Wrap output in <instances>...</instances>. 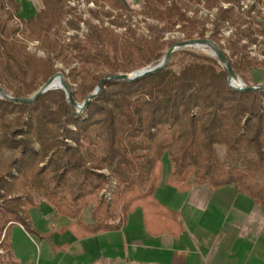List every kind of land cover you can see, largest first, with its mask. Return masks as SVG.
<instances>
[{
  "label": "trees",
  "instance_id": "obj_1",
  "mask_svg": "<svg viewBox=\"0 0 264 264\" xmlns=\"http://www.w3.org/2000/svg\"><path fill=\"white\" fill-rule=\"evenodd\" d=\"M68 1L41 0L43 9L35 17L22 22L32 37L49 42L59 55L72 52L79 69L70 71L67 85L77 102L80 98L82 104L87 101L104 79L158 65L167 53L164 54V48L169 50L175 45L136 35L120 42L113 31L98 27H91L85 40L74 36L70 43L63 44L58 34L63 20L72 13L67 8ZM88 1L97 5L107 3L114 9L132 13L126 0ZM144 1L143 15L165 23L170 29L180 25L182 29L192 30L187 40H193L194 33L203 25L198 18L188 16L175 0ZM223 2L229 4L227 9L223 8L221 0H205V7L217 8L215 25L218 32L224 23H228L241 37L229 41L231 55L221 51L246 88L257 87L245 81L243 72L264 69V62L246 58L233 62L232 58L236 55L234 48L239 47L243 38L255 44L256 33L264 36V29L237 28L233 20L237 11L242 9V0ZM0 9L7 12L8 18H13L19 6L12 0H0ZM253 13L262 14L255 5L246 15L251 19ZM79 22L81 18H72L67 25L79 30ZM16 32H8L0 19V83L6 80L16 83L11 97L25 100L32 97L56 71L50 60H41L25 52L12 39L11 34ZM199 37L203 38L204 33L199 32ZM215 43L218 44L216 40ZM180 53L192 59L180 72L174 71L168 63L162 71L142 79L107 81L101 92L79 113L70 100H66L65 114L74 121L75 129L65 130V139L72 145L62 141V155L57 152L51 158L53 179L59 181L64 173L86 168L90 161L89 168L101 180L97 188L105 189L112 179L115 189L110 201H103L98 196L84 197L82 204L77 205L57 191H50L43 180L35 181L33 186L54 206L56 216L66 215L74 221L70 229L76 232L80 228L83 232L80 236L120 230L129 215L138 209L148 222L155 221L158 225L173 219V214L161 207L155 198L163 178L165 159L170 162V177L166 180L170 186L188 189L189 183L195 186L207 184L216 191L235 185L256 205L264 206V90L244 92L232 88L230 73L218 57L187 50ZM38 100L41 102L42 98ZM16 112L27 114L29 104L0 96V153L5 150L26 152L27 140L33 135L31 120L16 124L9 121ZM93 125L104 130L106 140L101 154L88 159L81 149L89 147L88 130ZM219 146L225 149L224 160L219 157ZM14 165L15 162L6 165L0 173V180L12 175ZM104 170H108L109 175L103 173ZM46 171L47 167L40 169L41 174ZM91 203L93 223L86 224L82 213ZM14 215L31 235L43 237L28 222V215L20 205L15 206ZM5 228L6 225L3 228L0 225V235ZM7 232L8 229L5 239Z\"/></svg>",
  "mask_w": 264,
  "mask_h": 264
},
{
  "label": "rangeland",
  "instance_id": "obj_2",
  "mask_svg": "<svg viewBox=\"0 0 264 264\" xmlns=\"http://www.w3.org/2000/svg\"><path fill=\"white\" fill-rule=\"evenodd\" d=\"M126 1L132 13L114 9L107 3H100L97 5L95 2H89L88 0L68 1L67 8L69 11H72V13L67 15L63 20V25L59 29V40L63 44L70 43L74 36H78L79 39L85 40L91 27H98L100 29L113 31L119 37L120 42H125V40L136 35L137 37H144L145 39L155 38L159 39L161 42L180 44L187 41V35L193 32L190 29H182L180 25L176 26L175 29H170L165 23H159L143 15L144 0ZM171 1L168 2V4H170ZM175 1L179 2V5L188 12V16L196 17L203 23V25L198 28V31L194 33L193 40L207 39L214 43L216 40L218 42V44L215 43L217 47L231 55L229 41H237L241 37V34H236L235 27L228 23H224L220 31H217L215 25V19L218 13L217 8L208 9L205 7V0ZM221 5L224 9L229 7V4L224 3L223 0H221ZM253 5H255L256 10L260 11L262 14L258 16L257 13H253L250 19L246 15V12ZM241 6L242 9L238 10L234 16L233 21L235 26L237 28L241 27V30L247 27L264 29V6L258 2V0H242ZM72 18H77L78 20L81 18L79 30L70 29L67 25L68 20ZM0 19L6 24L8 32L12 33L14 30L17 31L14 35L11 34L12 39L16 40L25 52L41 60H50L51 66L56 71L55 74H62L65 83L68 84L70 82V71L74 68L79 69V64L74 61L71 51L64 55H59V51L53 50L49 42L32 37L22 21L15 17L8 18L5 10L0 9ZM199 32L204 33L203 38L199 37ZM255 37L257 38V43L255 44L250 43L245 38L240 41L239 47L245 45L247 48L242 49L235 47L234 50L236 55L232 58L233 62L242 58L264 62V36H260L259 33H256ZM181 50L214 57L212 49L207 46H193L180 49L173 54L169 61L171 68L176 72H180L185 65L192 62L189 56L180 53ZM167 51L168 49L165 47L164 54ZM163 58L164 56L162 59ZM243 77L250 85L264 86V69L262 68L244 71ZM241 80L245 84L243 79ZM78 81L80 82L81 79L78 78ZM0 86L9 96H11L16 89V83L8 80H6V82H1ZM74 88L77 90V85L74 84ZM59 91L60 90L49 91L41 97V102L38 100L29 104V112L27 114L16 112L9 117V121L15 124L23 120H31L33 124V135L31 139L27 140L26 152L21 150H5L0 153V173L4 171L8 163L15 162L12 175H6L0 180V206L2 209L0 210L1 226H7L11 222L19 220V217L14 215V208L16 205H20L21 209L26 214L28 209L32 207L40 208L42 205L47 204L53 206L45 196H40L34 188L33 184L38 180H43L50 191H57L59 195L67 197L77 205L82 204V199L84 197L98 196L103 201H110L111 199V194L115 189V181L111 179V183L108 184L105 189L99 190L97 187L101 184V180H99L89 168L91 164L90 161L86 168L64 173L59 181L53 179L51 158L57 152L59 156L62 155L63 149L61 142L66 140L65 130L75 129L74 121L68 119L65 114L66 93L63 90L62 93H59ZM92 93L93 92L90 94ZM82 102L83 99L80 98L78 103L82 104ZM88 137L89 147L84 146L81 150L83 156L90 159L92 155L101 154V147L105 144L106 134L99 126L93 125L88 130ZM66 142L72 145L70 141L66 140ZM217 148L220 159L224 160V147L219 146ZM58 160L60 161V159ZM62 163L63 162H61V164ZM43 167H47V171L41 174L40 169ZM170 172V162L165 159L163 176L166 177L170 175ZM103 173L109 175L108 170H104ZM189 184L190 187L193 185L192 183ZM83 215V219L92 221V203L88 209L83 210L82 216ZM0 264H15L8 250L4 233L0 235Z\"/></svg>",
  "mask_w": 264,
  "mask_h": 264
},
{
  "label": "crops",
  "instance_id": "obj_3",
  "mask_svg": "<svg viewBox=\"0 0 264 264\" xmlns=\"http://www.w3.org/2000/svg\"><path fill=\"white\" fill-rule=\"evenodd\" d=\"M15 18L26 22L43 8L41 0H12ZM264 6V0L260 2ZM163 176L157 203L174 218L164 225L148 222L138 209L120 230L91 236L73 220L56 216L54 206L28 209V222L43 236L31 235L11 222L7 245L15 264H264V206L235 185L212 191L210 186L177 189ZM84 218V215H83ZM92 224L93 220L86 221ZM4 225H2V228Z\"/></svg>",
  "mask_w": 264,
  "mask_h": 264
},
{
  "label": "water",
  "instance_id": "obj_4",
  "mask_svg": "<svg viewBox=\"0 0 264 264\" xmlns=\"http://www.w3.org/2000/svg\"><path fill=\"white\" fill-rule=\"evenodd\" d=\"M193 46H207L212 49L213 51V56L218 57L221 64L228 70L230 73L229 77V83L230 86L234 89L240 90V91H263L264 86H257V87H249L246 88L245 84L242 82V80L239 78V76L236 75L234 72L230 61L225 57L221 49L217 47V45L207 39H195V40H187L185 42H182L180 44H175L173 45L165 54L164 58L162 61L156 65V66H151L146 69L138 70L136 72H133L131 75L130 74H120L115 77L107 78L101 81L97 89L90 95V97L85 101L83 104H79L77 101H75L74 96L72 91L70 90L69 86L67 83H65L63 75L62 74H55L53 77H51L32 97L25 99V100H20V99H15L11 96H9L0 86V96L6 99H9L11 101H14L16 103H21V104H31L36 102L39 98H41L43 95H45L47 92L52 91V90H63L66 93L67 99L70 100L71 104L74 106L76 110H78V113L84 110L88 103L91 102L102 90L105 82L111 81V80H117V81H131V80H137V79H142L147 76H151L153 74H156L163 69H165L173 56L174 53H176L178 50L183 49V48H188V47H193ZM57 77L61 78V81L59 84L55 83V79Z\"/></svg>",
  "mask_w": 264,
  "mask_h": 264
},
{
  "label": "bare ground",
  "instance_id": "obj_5",
  "mask_svg": "<svg viewBox=\"0 0 264 264\" xmlns=\"http://www.w3.org/2000/svg\"><path fill=\"white\" fill-rule=\"evenodd\" d=\"M60 81H61V78H60V77H57V78L55 79V83H56V84H59Z\"/></svg>",
  "mask_w": 264,
  "mask_h": 264
}]
</instances>
